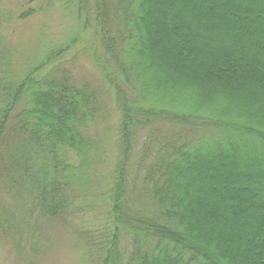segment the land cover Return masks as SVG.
Segmentation results:
<instances>
[{"label":"trees","instance_id":"16d2710c","mask_svg":"<svg viewBox=\"0 0 264 264\" xmlns=\"http://www.w3.org/2000/svg\"><path fill=\"white\" fill-rule=\"evenodd\" d=\"M59 3L97 42L91 59L118 113L114 147L106 157L93 132L103 115L101 89L77 84L58 63L74 38L19 78L0 48V193L64 222L88 264H264V65L255 58L264 55V1ZM200 31L208 36L201 47ZM214 45L239 59L209 51ZM163 60L182 80L174 89L192 101L207 96L206 106L198 104L213 112L178 109L182 99L149 103L165 76ZM207 70L224 87L245 72L255 85L237 83L246 96L236 88L209 93ZM254 92L258 100L249 98ZM87 198L106 209L99 228L74 221L90 207ZM202 225L222 230L211 237ZM0 236H14L2 218Z\"/></svg>","mask_w":264,"mask_h":264},{"label":"rangeland","instance_id":"374dc122","mask_svg":"<svg viewBox=\"0 0 264 264\" xmlns=\"http://www.w3.org/2000/svg\"><path fill=\"white\" fill-rule=\"evenodd\" d=\"M193 8L196 9V6ZM26 10H31V15L25 19H18V15ZM77 22L73 14H69L68 11L62 9L59 0H0V48L8 54V67H10L11 75L14 78H19L32 66L38 64L48 51L58 49L65 45L70 38H74V44L66 49L58 63H63L72 70L73 81L77 84L86 83L91 87L101 89L103 115L95 125L93 132L97 135L95 138L106 147L103 150L106 157L108 155L109 158L108 150L114 147L118 113L114 107L113 96L101 84L99 72L91 59L97 42L92 39V35L88 31L80 30ZM222 30L224 31V28ZM192 31L197 33V28H192ZM200 33L202 35L201 31ZM228 35L231 36V34ZM202 36L203 42H197L199 47L207 41L206 37L208 36L205 33ZM213 40H215V36L212 37ZM214 46L207 48L215 53L233 54L223 46ZM242 54L244 58L248 59V53L244 51ZM233 55H235L237 61L239 59L238 55ZM263 56L255 52V58L264 65ZM165 61L161 62L162 66L160 68L165 76L160 77L157 88L152 90L149 103L152 106L164 107L165 103L170 102L169 100L182 99L177 105L178 109L202 114L213 112L211 108H201L207 103V96L201 97L200 100L195 98L192 101L190 98L182 97L181 93L174 89L175 82L182 80H180V75H176L170 70L172 64L169 62L166 64ZM165 65L169 66L167 71H165ZM207 73L210 72L207 70ZM174 74L176 80L173 78ZM208 74L206 76L207 80L204 78L203 84L209 93H213L214 88L216 90L224 88L233 90V88H236L238 94L246 96V92H242L243 89L237 87V83L243 81L246 85L238 84V86H246L248 90L255 85L248 80L249 75L247 72L244 75H237V79H226L224 81L227 83L226 87L221 82L215 83L214 80H211L212 77H208ZM249 98L258 100L259 96L254 92V96ZM195 103L197 104L194 105ZM198 103H202L201 107ZM167 104V106H174L173 104L170 105L171 103ZM197 105H199V109H196ZM225 107L224 105L222 109H226ZM231 113L226 111L227 115ZM252 117L254 121L258 122L260 115L247 116V118ZM247 123L252 122L249 119ZM88 135L92 136V132L90 131ZM68 157L70 161H73V155L69 154ZM239 170L242 171V168ZM103 172L104 170L100 172L99 179L102 178ZM206 200L209 202L210 207L220 208L218 203H212L208 197ZM86 201L84 204L87 203L90 207L83 214L79 213L74 216V221L86 227L90 224L87 221H92L94 223L92 226L99 228V226H102L101 222L107 220L106 209L103 208V203L99 200L93 202L92 199L87 198ZM0 218L14 230L13 237L0 236V264H88L82 254L81 245L70 229L65 226L66 224L58 220H46L37 213L36 207L28 200L17 199L12 194L8 196L0 193ZM202 227L209 231L211 237H214L215 233H220L221 227L226 229L228 226L223 224L218 228H212L210 225H202ZM124 244L127 247L129 246L127 243ZM234 245H236L234 249L236 247L239 249L236 242ZM234 249L231 250L234 252ZM126 250L129 252L130 248Z\"/></svg>","mask_w":264,"mask_h":264}]
</instances>
